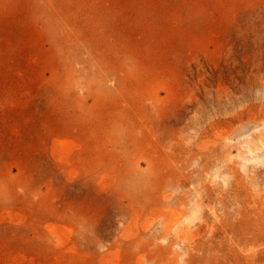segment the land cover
I'll return each mask as SVG.
<instances>
[{
    "label": "rangeland",
    "instance_id": "obj_1",
    "mask_svg": "<svg viewBox=\"0 0 264 264\" xmlns=\"http://www.w3.org/2000/svg\"><path fill=\"white\" fill-rule=\"evenodd\" d=\"M0 264H264V0H0Z\"/></svg>",
    "mask_w": 264,
    "mask_h": 264
}]
</instances>
